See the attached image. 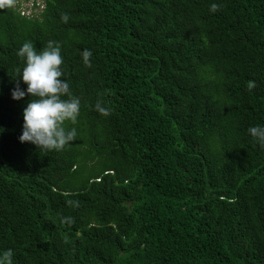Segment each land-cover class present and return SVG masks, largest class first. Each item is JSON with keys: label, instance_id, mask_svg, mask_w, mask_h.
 Wrapping results in <instances>:
<instances>
[{"label": "trees", "instance_id": "1", "mask_svg": "<svg viewBox=\"0 0 264 264\" xmlns=\"http://www.w3.org/2000/svg\"><path fill=\"white\" fill-rule=\"evenodd\" d=\"M16 3L0 0V260L264 264V147L247 131L264 125V0ZM28 40L60 42L81 101L60 150L18 139Z\"/></svg>", "mask_w": 264, "mask_h": 264}, {"label": "clouds", "instance_id": "2", "mask_svg": "<svg viewBox=\"0 0 264 264\" xmlns=\"http://www.w3.org/2000/svg\"><path fill=\"white\" fill-rule=\"evenodd\" d=\"M219 5L213 3L211 11L215 12ZM69 15L61 14V21L67 23ZM23 59V67L17 69L20 83L11 90L13 100H21L26 95L31 99L22 111V129L18 137L21 143L28 142L44 149L60 150L76 138V128L66 127V122L75 124L80 114L81 101L70 91V84L63 77L61 65L64 63L61 44L49 40L43 48L37 49L31 40L25 41L17 51ZM82 61L90 66L92 51L84 49L81 53ZM249 89L255 87L254 81L247 84ZM66 97V98H65ZM95 110L104 116L111 113V109L98 100ZM249 135L264 147V125L250 126ZM69 204L75 202L68 201ZM6 264H12L13 252L8 249L4 253ZM0 264H5L0 260Z\"/></svg>", "mask_w": 264, "mask_h": 264}, {"label": "built area", "instance_id": "3", "mask_svg": "<svg viewBox=\"0 0 264 264\" xmlns=\"http://www.w3.org/2000/svg\"><path fill=\"white\" fill-rule=\"evenodd\" d=\"M20 4L18 8L21 14L30 16L32 15L33 11H37L41 9L44 5V0H19Z\"/></svg>", "mask_w": 264, "mask_h": 264}]
</instances>
